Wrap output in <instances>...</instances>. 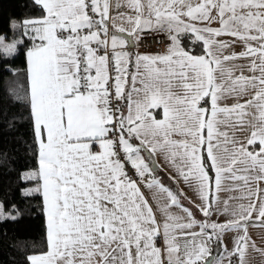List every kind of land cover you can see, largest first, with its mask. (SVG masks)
<instances>
[{
    "label": "snow or ice",
    "instance_id": "snow-or-ice-1",
    "mask_svg": "<svg viewBox=\"0 0 264 264\" xmlns=\"http://www.w3.org/2000/svg\"><path fill=\"white\" fill-rule=\"evenodd\" d=\"M35 2L46 14L23 26L33 41L26 55L38 168L24 178L38 181L25 194H42L47 251L28 256L30 264H222V256L211 258L210 245L227 251L226 230L243 231L228 252L239 264H246L250 242L264 252L247 232L254 212L264 225V0ZM113 7L131 14L113 16ZM214 21L220 27H211ZM161 31L168 33L167 52L126 50L141 33ZM184 35L202 42L203 54L186 50ZM223 36L235 39H218ZM237 41L244 46L238 53L232 50ZM18 43L0 36L6 54ZM239 59L247 64L229 63ZM229 99L235 102L223 103ZM156 154L198 192L204 216L212 214L220 192L238 190L219 210L231 219L198 222L153 178L146 186L167 201L158 223L126 169L130 165L141 179L152 176L160 166H150ZM172 206L184 215L172 213ZM0 218L14 219L3 205Z\"/></svg>",
    "mask_w": 264,
    "mask_h": 264
},
{
    "label": "trees",
    "instance_id": "trees-1",
    "mask_svg": "<svg viewBox=\"0 0 264 264\" xmlns=\"http://www.w3.org/2000/svg\"><path fill=\"white\" fill-rule=\"evenodd\" d=\"M45 14L35 0H0V33L20 42L15 55H4L0 50V201L5 211L16 214L14 219L0 220V264H30L28 256L47 251L42 194L23 193L31 183L24 180L23 173L38 168L26 55L33 41L23 22ZM193 40L191 35L182 36V46L193 54H203L202 42ZM210 246L211 258L225 256L224 247L216 243Z\"/></svg>",
    "mask_w": 264,
    "mask_h": 264
},
{
    "label": "crops",
    "instance_id": "crops-1",
    "mask_svg": "<svg viewBox=\"0 0 264 264\" xmlns=\"http://www.w3.org/2000/svg\"><path fill=\"white\" fill-rule=\"evenodd\" d=\"M117 11H126V12L130 13V11H128L127 8H121V9L117 10L113 7L110 14L115 16ZM214 13H215V11H213L212 14H214ZM35 19H37V18H35ZM212 24H213V26H211ZM211 25H210L211 27H220V24L216 21L212 22ZM124 26L126 28L129 27L127 24H125ZM199 26L203 27L204 25L201 24ZM124 35H126V34H124ZM218 39H224V40L231 41L235 38H232L229 36H223V37H220ZM181 40H182V36L180 37V41ZM251 43L255 44V42H251ZM243 47H244L243 44L241 42L237 41L233 45L232 50H234L235 52L238 53V52L243 50ZM167 50H168V48H167ZM167 50H166V52H167ZM129 52H132V51H129ZM139 53H146V52H139ZM147 54H153L154 55V53H147ZM191 54H193V53H191ZM225 54H228V52L226 51ZM193 55H198V54H193ZM229 63L246 65L247 60L239 59L236 61H231ZM244 73H245V75L250 74L248 72L247 67L244 68ZM234 102H235L234 100L229 99V100L224 101L223 103L231 105ZM240 102H243V99ZM124 103H126V101ZM123 110H124V108H123ZM155 114H156L158 119L161 118L162 110H157ZM243 135H247V133H244ZM255 147L257 150L259 149L258 144ZM249 150H251V148ZM146 159H147V157H146ZM157 162L159 163L160 166L154 167L153 175L152 176H146L137 183L140 185L141 191L143 192L145 198L148 199L149 204L153 207V210L156 214V218H157L158 223L162 224L164 222V216L160 212L159 209L167 201L164 199V194H160L157 192L156 189H149L146 186V182L148 180L153 179V178L159 180L161 184H163L165 187L169 188L174 194H176L178 199H179L180 204L183 207L189 208L191 210V212L193 213L194 218L198 222L205 221L204 218H206V221L209 223H211V222L222 223V222H226L228 219H231L230 215H227V214L222 215V214H220L219 210L223 209V206H224L223 201L226 200L230 195H232V196H239L240 195V192L238 190L231 192V193L224 192V191L220 192L219 193V196L221 198L220 202L214 203V209H213L212 214L210 216H204V214L201 211H199L197 208V205L202 206V201L200 200L198 192H196L194 190V187L190 186L182 178H179L177 176V173L175 172V170L172 169L170 166H168L166 164V162L164 161L163 157L160 156L159 154H156V157L154 160H152L150 166H154ZM159 174H160V176H161V174H163V178H161L159 176ZM173 177H176V178L173 179ZM255 184H256V182H253L254 187H255ZM259 187L264 189V181L259 182ZM260 195L262 198H264V193H261ZM239 202L247 203V201H230V204H235V203H239ZM170 211L174 214H177V215H181V216L184 215L182 210L176 206H172ZM256 216H257V213L254 212L252 214L253 219H252V221L249 222L247 232H248V236L250 237V241L255 242L256 248L257 249H264V225H261L259 223V221L256 220ZM46 220H47V217H46ZM193 230L199 231V226H196ZM242 234H243L242 230H226L223 233V245H226L227 251H225V254H224L225 256L223 257L222 264H228V260H229L228 252H231L234 248L235 237H237L238 235H242ZM156 246L161 247L163 250L164 243H163V240L161 237L157 238ZM245 261H246V264H264V252L254 250L252 248L251 242H250L249 247H248L246 254H245Z\"/></svg>",
    "mask_w": 264,
    "mask_h": 264
},
{
    "label": "built area",
    "instance_id": "built-area-1",
    "mask_svg": "<svg viewBox=\"0 0 264 264\" xmlns=\"http://www.w3.org/2000/svg\"><path fill=\"white\" fill-rule=\"evenodd\" d=\"M109 34H112L111 24L109 25ZM170 44V40L167 32H144L141 33V39L139 43L135 46H129L126 50L133 52H146V53H164L166 52L168 46ZM123 104L121 103V110H123ZM126 169L130 176L133 179H136L137 182L141 180L138 176L134 175V169L131 168L130 165H126ZM228 264H239L238 255L229 256Z\"/></svg>",
    "mask_w": 264,
    "mask_h": 264
},
{
    "label": "rangeland",
    "instance_id": "rangeland-1",
    "mask_svg": "<svg viewBox=\"0 0 264 264\" xmlns=\"http://www.w3.org/2000/svg\"><path fill=\"white\" fill-rule=\"evenodd\" d=\"M113 4H115V0H113ZM128 11H130V14H131V10L128 9ZM215 14H216V13H214L213 15H215ZM117 23H119V22H117ZM211 26H213V24H212ZM30 33H31V32H30ZM0 36L4 37V42H5L6 44H8V43H13V42L16 41V40H14V39H8V38H7L4 34H2V33H0ZM30 48H31V47H30ZM30 48H28V49H30ZM0 50H1V52H2L4 55H15V54L17 53V51H18V47H17L16 51H15L14 53H12V54H6V53L3 51L2 48H0ZM29 76H30V74H29ZM35 170H36V169L25 171V172L23 173V178H24V174H25V173L32 172V171H35ZM24 180H26V181H31V183H30L29 185H27V187L23 190V193H24V194H25V192H26L28 189L35 188V187H37V185H38V181H37V180L25 179V178H24ZM33 194H34V193H33ZM0 205H3L1 201H0ZM3 208H4V207H3ZM4 213H5V216H6V217H8V216L15 217V216H16L15 213H13V212H11V211H5V209H4ZM2 219H6V218H0V220H2ZM204 220L206 221V218H204Z\"/></svg>",
    "mask_w": 264,
    "mask_h": 264
},
{
    "label": "water",
    "instance_id": "water-1",
    "mask_svg": "<svg viewBox=\"0 0 264 264\" xmlns=\"http://www.w3.org/2000/svg\"><path fill=\"white\" fill-rule=\"evenodd\" d=\"M126 36V35H125Z\"/></svg>",
    "mask_w": 264,
    "mask_h": 264
}]
</instances>
